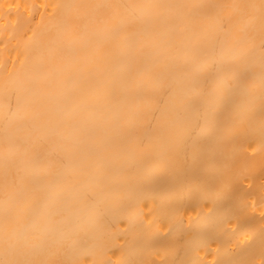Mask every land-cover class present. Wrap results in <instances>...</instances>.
<instances>
[{"label": "bare ground", "instance_id": "6f19581e", "mask_svg": "<svg viewBox=\"0 0 264 264\" xmlns=\"http://www.w3.org/2000/svg\"><path fill=\"white\" fill-rule=\"evenodd\" d=\"M0 264H264V0H0Z\"/></svg>", "mask_w": 264, "mask_h": 264}]
</instances>
